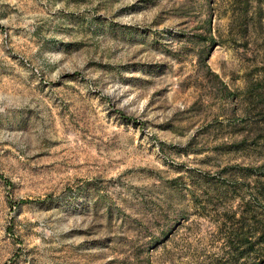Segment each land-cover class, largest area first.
<instances>
[{
  "label": "rangeland",
  "instance_id": "1",
  "mask_svg": "<svg viewBox=\"0 0 264 264\" xmlns=\"http://www.w3.org/2000/svg\"><path fill=\"white\" fill-rule=\"evenodd\" d=\"M261 228L264 0H0V264H264Z\"/></svg>",
  "mask_w": 264,
  "mask_h": 264
},
{
  "label": "trees",
  "instance_id": "2",
  "mask_svg": "<svg viewBox=\"0 0 264 264\" xmlns=\"http://www.w3.org/2000/svg\"><path fill=\"white\" fill-rule=\"evenodd\" d=\"M256 242L259 245V247L264 245V228H261V230H258L257 236H256Z\"/></svg>",
  "mask_w": 264,
  "mask_h": 264
}]
</instances>
